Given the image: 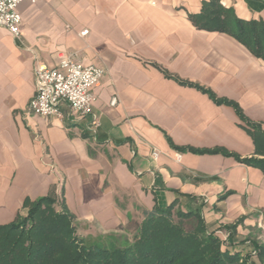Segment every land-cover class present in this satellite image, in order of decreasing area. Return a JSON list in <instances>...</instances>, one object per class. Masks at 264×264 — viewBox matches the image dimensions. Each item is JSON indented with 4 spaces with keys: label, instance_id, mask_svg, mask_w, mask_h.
Instances as JSON below:
<instances>
[{
    "label": "crops",
    "instance_id": "crops-1",
    "mask_svg": "<svg viewBox=\"0 0 264 264\" xmlns=\"http://www.w3.org/2000/svg\"><path fill=\"white\" fill-rule=\"evenodd\" d=\"M203 1L17 5L19 36L0 26V225L25 215V200L50 195L96 241L173 204L195 212L222 248L257 261L264 172L242 159L258 156L249 122L264 130V60L225 32L195 26L189 15ZM217 2L264 23V0ZM60 52L105 68L91 113L62 105L61 118L27 115L35 64L52 67Z\"/></svg>",
    "mask_w": 264,
    "mask_h": 264
},
{
    "label": "trees",
    "instance_id": "trees-1",
    "mask_svg": "<svg viewBox=\"0 0 264 264\" xmlns=\"http://www.w3.org/2000/svg\"><path fill=\"white\" fill-rule=\"evenodd\" d=\"M195 26L225 32L264 60V23L244 20L217 0L203 1L198 14L189 15ZM213 99L214 95L207 90ZM216 100V99H215ZM219 101V100H216ZM235 107L240 117L239 107ZM255 154L243 158L264 172V130L249 122ZM218 150H205L217 152ZM25 215L17 214L0 225V264H264V244L254 243L256 260L221 247L195 212H183L170 204L144 210L141 220L123 228L130 239L113 234L89 241L77 233L74 216L62 199L42 196L25 200ZM188 223V227L185 224Z\"/></svg>",
    "mask_w": 264,
    "mask_h": 264
},
{
    "label": "built area",
    "instance_id": "built-area-1",
    "mask_svg": "<svg viewBox=\"0 0 264 264\" xmlns=\"http://www.w3.org/2000/svg\"><path fill=\"white\" fill-rule=\"evenodd\" d=\"M21 1L23 0H0V26L16 38L19 36L21 24V16L16 8ZM86 33V29L79 32L80 35ZM104 75L103 66L78 63L70 54L64 52L57 55L56 63L52 67L37 62L34 66L35 90L27 103L25 113L31 116L61 118L60 107L66 105L70 115H88L95 100L92 88L101 82ZM116 101V96H113L110 104L114 105ZM91 124V127L98 125L97 118ZM151 155L156 158L159 151L153 149ZM175 159L179 161V153H176Z\"/></svg>",
    "mask_w": 264,
    "mask_h": 264
},
{
    "label": "rangeland",
    "instance_id": "rangeland-1",
    "mask_svg": "<svg viewBox=\"0 0 264 264\" xmlns=\"http://www.w3.org/2000/svg\"><path fill=\"white\" fill-rule=\"evenodd\" d=\"M185 227H188V223L185 224ZM77 233L80 234V235H82L85 232H84V230L82 228L77 227ZM109 234H113L114 236L116 235L115 236L116 238L118 236H120L121 238H124L125 237L126 239H130L131 238V234L129 232H126V231H124V229H121V231H118V232H113V233L105 234L101 239H104L105 240V237L106 236H109ZM86 240H88V239L86 238ZM89 241H92V240H89Z\"/></svg>",
    "mask_w": 264,
    "mask_h": 264
}]
</instances>
